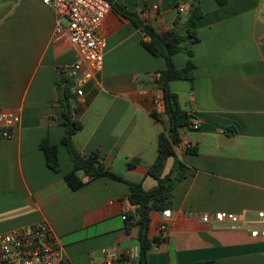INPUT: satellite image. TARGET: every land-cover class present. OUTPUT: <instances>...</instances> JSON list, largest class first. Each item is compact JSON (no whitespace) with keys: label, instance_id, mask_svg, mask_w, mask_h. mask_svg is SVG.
Returning <instances> with one entry per match:
<instances>
[{"label":"crops","instance_id":"obj_1","mask_svg":"<svg viewBox=\"0 0 264 264\" xmlns=\"http://www.w3.org/2000/svg\"><path fill=\"white\" fill-rule=\"evenodd\" d=\"M111 3L140 18L148 11L147 23L158 33L184 22L193 5L203 12L194 28L199 40L190 42L194 85H171L181 108L200 122L182 133L197 153L177 151L189 169L175 182L168 230H162L163 212L151 214L148 264H264V238L250 234L264 211V0ZM57 25L54 10L40 0H0V111L19 118L12 137L0 138V235L46 223L59 238L63 264H106L104 251L117 254L114 264H139L140 215L129 201V186L100 178L72 191L65 181L74 164L62 144L59 82L68 78L59 69L79 57L68 40L55 36ZM103 35V71L86 84L82 100L70 95L84 125L74 142L150 191L157 181L148 169L166 123L164 93L153 75L166 70L167 62L144 48L150 37L113 7ZM189 60L183 52L173 56L179 69ZM44 139L59 148L58 173L47 166ZM134 159L140 164L129 170ZM174 163L167 161L164 175ZM218 212L238 215L245 228L203 222V215ZM127 251L138 256L128 258Z\"/></svg>","mask_w":264,"mask_h":264},{"label":"trees","instance_id":"obj_2","mask_svg":"<svg viewBox=\"0 0 264 264\" xmlns=\"http://www.w3.org/2000/svg\"><path fill=\"white\" fill-rule=\"evenodd\" d=\"M111 2V0H109ZM220 5H225L228 0H217ZM112 4V3H111ZM114 10L124 19L131 21L144 36H149L150 41H143L144 48L155 57H163L167 62L166 70L161 72V78L157 81L158 87L164 93L166 108L165 130L160 134L158 143V156L155 162L149 167L148 175L157 181V186L147 191L142 183H133L126 180L122 175L115 173L103 161L99 152L90 155L80 152L74 142L75 135L80 132L84 125L76 118V111L70 104L71 83L68 80L59 82V92L65 90L66 98L60 103L62 115L60 124L65 127V135L62 144L67 148L70 158L74 164L73 170L65 177V181L72 191H77L88 183L100 178L125 183L130 188L129 201L139 212V236L140 245L139 264H148L149 251L153 240L150 239L151 214L153 212H164L172 207L174 197V185L177 180L183 179L189 167L177 158V148L182 140V133L190 127L193 117L188 111L181 108L178 96L172 90V83L178 80H188L194 85L195 64L192 61L193 50L190 42H197L199 39L194 31L198 21L203 16L201 8L197 5L191 7V13L184 20H179L167 33H158L153 26L146 23L137 14L129 12L125 7L112 4ZM167 51L169 52L167 54ZM186 53L190 60L187 66L179 69L173 63V56L177 53ZM152 116L158 122L161 121L157 112ZM41 150L46 157L47 166L54 172H60L59 148L50 144L48 139L41 142ZM187 153H197L196 148L188 149ZM175 158L172 171L164 175L167 161ZM140 164L138 159L130 161L127 165L131 170ZM172 175H175L172 178ZM196 264H215L212 261L199 262Z\"/></svg>","mask_w":264,"mask_h":264},{"label":"built area","instance_id":"obj_3","mask_svg":"<svg viewBox=\"0 0 264 264\" xmlns=\"http://www.w3.org/2000/svg\"><path fill=\"white\" fill-rule=\"evenodd\" d=\"M47 7H51L58 17L55 36L66 39L78 54V61L70 67L59 69L71 83L70 90L82 100L83 89L95 74L101 73L105 65L107 40L103 35V24L112 10L109 0H40ZM185 8L181 9L184 12ZM142 18L147 23L149 12L143 11ZM157 80L161 73L153 75ZM17 115L0 111V138L10 139L13 129L18 123ZM200 122L192 120L188 129H197ZM191 143L182 135L177 151L187 153ZM162 230L167 231L172 218L171 211L163 213ZM126 219V217H123ZM203 222H214L217 225L228 224L229 228L239 230L245 228L242 219L234 213L218 212L210 216H202ZM251 227L252 238H264V211L257 214ZM106 264H114L117 254L104 251ZM125 256L136 258L135 251H127ZM63 252L59 238L52 228L46 224H36L18 228L0 235V264H63Z\"/></svg>","mask_w":264,"mask_h":264},{"label":"water","instance_id":"obj_4","mask_svg":"<svg viewBox=\"0 0 264 264\" xmlns=\"http://www.w3.org/2000/svg\"><path fill=\"white\" fill-rule=\"evenodd\" d=\"M168 53L169 52L167 51V54ZM61 97H62L63 100L66 98V96H65V90L64 89H62V91H61ZM174 177H175V175H172V178H174Z\"/></svg>","mask_w":264,"mask_h":264}]
</instances>
